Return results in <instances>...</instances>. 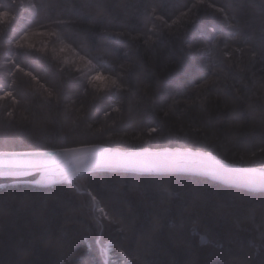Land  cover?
<instances>
[{
	"label": "trees",
	"instance_id": "trees-1",
	"mask_svg": "<svg viewBox=\"0 0 264 264\" xmlns=\"http://www.w3.org/2000/svg\"><path fill=\"white\" fill-rule=\"evenodd\" d=\"M92 2L0 0V151L179 147L264 165V0H109L107 19ZM0 264H264V193L108 172L5 187Z\"/></svg>",
	"mask_w": 264,
	"mask_h": 264
},
{
	"label": "water",
	"instance_id": "water-1",
	"mask_svg": "<svg viewBox=\"0 0 264 264\" xmlns=\"http://www.w3.org/2000/svg\"><path fill=\"white\" fill-rule=\"evenodd\" d=\"M80 147H95L105 149L113 154L120 153L123 162H118L113 157V166L89 169L75 177L99 172L138 175H188L204 178L225 187L264 193V165L239 166L226 162L210 152L179 147L120 149L101 144H91L70 148ZM63 149L65 148L0 151V159L22 158L42 162V164L28 167H0V189L11 186L52 188L60 184L70 183L75 178L72 177V154L65 153ZM176 153H182L183 156L176 158L174 157ZM129 159L137 162L145 159L153 162L168 159L165 163L169 166L183 165L185 169L176 171L153 167L151 170L145 171L139 167L127 166ZM16 173L23 174L17 175Z\"/></svg>",
	"mask_w": 264,
	"mask_h": 264
},
{
	"label": "snow or ice",
	"instance_id": "snow-or-ice-1",
	"mask_svg": "<svg viewBox=\"0 0 264 264\" xmlns=\"http://www.w3.org/2000/svg\"><path fill=\"white\" fill-rule=\"evenodd\" d=\"M3 5H0V8H2ZM86 7H90L94 9V14H90V19L92 18H96V17H100L103 19H107L108 16H110L111 14V8H112V4L109 2V0H93V2L89 5H86ZM195 7V5L193 6ZM3 11H8V10H3ZM181 16H186L185 13H181ZM186 18H190V17H186ZM156 20H160L161 17H155ZM166 23V21H165ZM175 23V21L173 22ZM50 35H55V33H50ZM119 35L123 36L125 35V33H119ZM25 39H27V35H25L24 37ZM63 51V49H62ZM255 55V53H253V56ZM86 57L81 56V59H85ZM89 64H91V60L88 61ZM33 79H35V77H33ZM92 80H97V81H103L106 78L101 75V74H97L96 76L91 77ZM111 83L113 85H116L117 87H119V85H117L116 80H112ZM258 90L264 94V81H261L258 83ZM13 98L15 99V97L13 96V93L11 91L5 92L4 96L2 98ZM235 99L239 100L241 99V97L237 94L235 96ZM233 111H235V109H233ZM13 113L12 112H8V116H12ZM165 115H167V113H165ZM242 126V121H240L239 119V113H237L236 115V119L235 122L230 124V127L233 128H239ZM150 132H156L157 128L156 127H152L149 129ZM262 151H264V149H261ZM63 151L65 153H70L72 154V177L74 178L77 174H81L84 173L86 171H88L89 169H93V168H102V167H111L113 166V157L116 158V160L118 162H123V157L122 154L120 153H109L107 152V150L105 149H97L95 147H80V148H65L63 149ZM82 154V155H80ZM148 155V154H145ZM183 156L182 153H176L174 157L179 158ZM165 160H161V161H156L153 162L151 160L145 159L142 161H134L129 159L127 161V166L129 167H139L141 170H145V171H149L151 170L153 167H159V168H163V169H169V170H176V171H183L185 169V167L183 165H178V166H169L168 164L165 163ZM17 175H22L23 173H16ZM88 195H90L92 200H95V196H91L90 193H88ZM99 211L101 213H103L105 211L104 208L99 209ZM103 219V217H102Z\"/></svg>",
	"mask_w": 264,
	"mask_h": 264
},
{
	"label": "bare ground",
	"instance_id": "bare-ground-1",
	"mask_svg": "<svg viewBox=\"0 0 264 264\" xmlns=\"http://www.w3.org/2000/svg\"><path fill=\"white\" fill-rule=\"evenodd\" d=\"M42 164L40 161L29 160V159H0V167H28V166H36ZM223 186V185H222ZM251 193H261V192H251ZM108 254V253H107Z\"/></svg>",
	"mask_w": 264,
	"mask_h": 264
},
{
	"label": "rangeland",
	"instance_id": "rangeland-1",
	"mask_svg": "<svg viewBox=\"0 0 264 264\" xmlns=\"http://www.w3.org/2000/svg\"><path fill=\"white\" fill-rule=\"evenodd\" d=\"M83 69H85L84 71L89 72L90 69H91V66H89V65L87 64V65L85 66V68H83ZM92 77H93V76H92ZM90 79H91V77H90ZM103 81H104V80H103ZM103 253L105 254V256H107V246L105 247Z\"/></svg>",
	"mask_w": 264,
	"mask_h": 264
}]
</instances>
